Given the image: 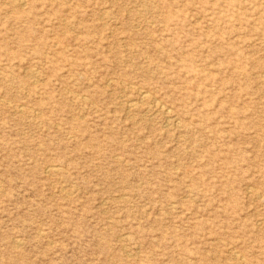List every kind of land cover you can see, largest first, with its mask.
<instances>
[{"label":"rangeland","instance_id":"rangeland-1","mask_svg":"<svg viewBox=\"0 0 264 264\" xmlns=\"http://www.w3.org/2000/svg\"><path fill=\"white\" fill-rule=\"evenodd\" d=\"M0 264H264V0H0Z\"/></svg>","mask_w":264,"mask_h":264},{"label":"bare ground","instance_id":"bare-ground-1","mask_svg":"<svg viewBox=\"0 0 264 264\" xmlns=\"http://www.w3.org/2000/svg\"><path fill=\"white\" fill-rule=\"evenodd\" d=\"M22 4V3H21ZM147 92V91H146ZM140 93V92H139ZM139 95V94H138ZM139 97H141V99L142 100H145V98L147 97V94H145V93H140V96ZM129 103V102H128ZM134 103V102H133ZM130 104V103H129ZM132 106H134V104H130L129 105V107H132ZM137 106V105H136ZM156 107L157 108H159V105H156ZM160 109V108H159ZM168 113H169V111H168Z\"/></svg>","mask_w":264,"mask_h":264}]
</instances>
